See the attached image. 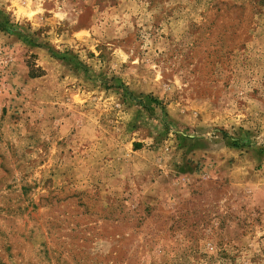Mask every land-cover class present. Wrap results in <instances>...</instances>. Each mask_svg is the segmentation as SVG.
<instances>
[{
	"label": "rangeland",
	"instance_id": "obj_1",
	"mask_svg": "<svg viewBox=\"0 0 264 264\" xmlns=\"http://www.w3.org/2000/svg\"><path fill=\"white\" fill-rule=\"evenodd\" d=\"M0 264H264V0H0Z\"/></svg>",
	"mask_w": 264,
	"mask_h": 264
}]
</instances>
